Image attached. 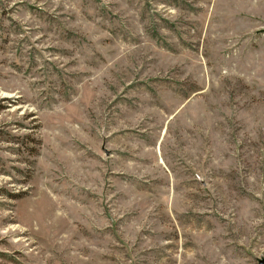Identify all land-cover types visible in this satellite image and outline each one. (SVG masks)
I'll return each instance as SVG.
<instances>
[{
	"label": "rangeland",
	"instance_id": "374dc122",
	"mask_svg": "<svg viewBox=\"0 0 264 264\" xmlns=\"http://www.w3.org/2000/svg\"><path fill=\"white\" fill-rule=\"evenodd\" d=\"M264 262V0H0V264Z\"/></svg>",
	"mask_w": 264,
	"mask_h": 264
},
{
	"label": "water",
	"instance_id": "95a60500",
	"mask_svg": "<svg viewBox=\"0 0 264 264\" xmlns=\"http://www.w3.org/2000/svg\"><path fill=\"white\" fill-rule=\"evenodd\" d=\"M261 264H264V262H262Z\"/></svg>",
	"mask_w": 264,
	"mask_h": 264
}]
</instances>
